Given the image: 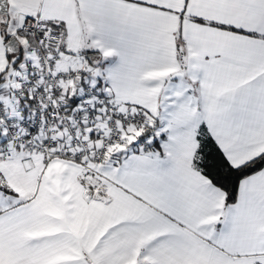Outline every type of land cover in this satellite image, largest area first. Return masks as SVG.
<instances>
[{
    "label": "snow or ice",
    "instance_id": "obj_1",
    "mask_svg": "<svg viewBox=\"0 0 264 264\" xmlns=\"http://www.w3.org/2000/svg\"><path fill=\"white\" fill-rule=\"evenodd\" d=\"M0 264H264V0H0Z\"/></svg>",
    "mask_w": 264,
    "mask_h": 264
}]
</instances>
